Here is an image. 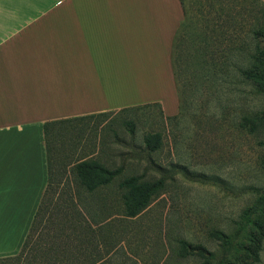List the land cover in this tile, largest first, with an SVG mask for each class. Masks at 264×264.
<instances>
[{
    "label": "rangeland",
    "instance_id": "obj_1",
    "mask_svg": "<svg viewBox=\"0 0 264 264\" xmlns=\"http://www.w3.org/2000/svg\"><path fill=\"white\" fill-rule=\"evenodd\" d=\"M183 3L191 23L188 38L179 48V66L188 74L189 82L198 81L203 88L191 95L194 101L187 110L179 114V99L175 118H168L153 104L111 110L61 126L54 134L52 147L62 183L49 205L48 215L58 210L60 218L64 213H75L74 207L69 206L67 188L62 186L73 175L69 171L73 157L85 155L112 169L121 167L115 181L135 174L166 180L163 192L152 194L151 202L135 216L124 213L122 198L115 187L111 192L92 195V201L87 197L88 205L79 199V206L91 223L87 221L82 229H86L83 240L88 241H82L83 244L79 241L72 249L76 259L73 264H84L85 257L87 264H225L228 257L235 259V255L228 254L216 236L227 235L237 243L242 240L248 218L261 215L264 96L251 93L247 87L246 92H239L244 87L236 77H229L234 72L231 66L223 75L224 86L211 83L210 78L205 80L202 76L206 72L191 60L190 54L193 49H200L205 37L209 41L206 51L218 47L221 52L224 48L229 56L237 52L249 43L264 0H183ZM230 60L235 59L227 61ZM243 106L259 114L253 134L245 135L234 126L236 110ZM147 140L154 149L148 147ZM173 164L219 176L220 180L185 177L172 168ZM171 170L176 171L174 176L169 175ZM56 200L58 204L54 205ZM48 217L44 222L49 228L40 231L59 228L63 240L71 223L58 218L52 223L47 221ZM77 237L80 238L79 232ZM252 264H264V240L259 261Z\"/></svg>",
    "mask_w": 264,
    "mask_h": 264
},
{
    "label": "crops",
    "instance_id": "obj_2",
    "mask_svg": "<svg viewBox=\"0 0 264 264\" xmlns=\"http://www.w3.org/2000/svg\"><path fill=\"white\" fill-rule=\"evenodd\" d=\"M183 19L180 0H0V258L20 251L47 187L44 122L146 103L178 112Z\"/></svg>",
    "mask_w": 264,
    "mask_h": 264
},
{
    "label": "trees",
    "instance_id": "obj_3",
    "mask_svg": "<svg viewBox=\"0 0 264 264\" xmlns=\"http://www.w3.org/2000/svg\"><path fill=\"white\" fill-rule=\"evenodd\" d=\"M180 2L183 8L184 19L172 42L171 64L179 99V114H182L194 101L191 95L194 96L198 91H202L203 88H201L198 81H195L196 83L189 82L188 74L179 66V48L181 49V45L188 38V28L191 23L190 17L186 13L183 0H180ZM259 14L260 15L256 18L255 25L251 29L249 43L237 49V52L231 53V50L228 49L231 56H229L227 52L225 53L224 48H222V52L218 50V47L206 51V49L209 48L207 37L204 38L203 44H199L200 49H193L190 54L191 60L199 65L198 67L201 71L206 72V75L202 76L205 80L210 78L211 83L215 81L217 85L224 86L225 81L223 75L231 66L234 71L233 75L227 76L232 79L236 77V81L243 85L242 87L244 88H239V92H246L247 87L251 93L255 92L264 96V4L262 8H260ZM231 57L235 60H230L228 62L227 60L231 59ZM239 77H241V81L238 80ZM152 104L160 107L159 103H146L124 107L120 110H131ZM236 111L237 114L233 122L235 128L243 131L245 135L253 134L256 131V123L259 114L244 106L241 110L237 109ZM109 112L110 111H106L44 122L43 131L48 165L47 187L42 195L20 251L15 255L0 258V264H73L76 262V259H73L74 255L72 249L77 247V242L80 241V244H83L88 241L87 238L86 241L83 240L86 235V229H82L87 225L86 222L90 220L86 216V212L84 213L83 209L79 206V199H82L83 203L88 205L87 197L91 199L92 195L94 197L97 194L100 195L101 193L104 194V192H111L112 188L114 189L115 187V191L119 192L122 198L124 213L128 216H135L151 202L152 194L163 192L166 186L165 177L147 179L145 178V174H135L115 181V178L121 172V167L112 169L95 159H87L85 155H82L71 158L69 164L73 162V166H70L69 171L72 172L73 175L68 182L65 181L62 184L63 187L67 188L66 190H74V192H66L68 194L67 199L70 204L69 206L74 207L75 213H64L60 218L58 210L54 214L48 215L49 205L52 203L55 193L58 192L60 183H62V175L60 174L61 172H59V167L56 166L57 157L52 147V139L55 132L66 124L78 121L82 122L88 117L104 115ZM177 115L167 117L175 118ZM216 115V112H214L213 116ZM215 121H220V119H215ZM147 145L150 149L155 148L153 145H150L148 140ZM81 149H83V147H81ZM64 157L66 158V154ZM67 157L69 158V154H67ZM158 168L162 169L161 166H158ZM172 168L176 169L178 173H182L185 177L192 178L191 176H197L209 179L210 181L220 180L219 176L196 172L183 164H173ZM171 171L169 175L174 176L176 171ZM163 172H166V168H163ZM57 204L58 202L56 200L54 205ZM47 216H49L47 221H52V223L54 221H59L58 219H65V221L71 223L70 231L64 234L63 240L61 239L63 232L59 228H55V231H46L44 233L40 231L41 228H49L44 222ZM83 231L84 234H82ZM78 232L80 238L77 237ZM216 237L222 240V244L225 246L228 254L235 255V259L228 257V259L225 260V264H252L259 261V251L262 241L264 240V206L261 209L260 216L248 218V224L242 235L241 241L233 243L231 237L223 234H221V236L217 235ZM91 239L93 240L92 237ZM86 261L87 258L85 257L84 264L89 263Z\"/></svg>",
    "mask_w": 264,
    "mask_h": 264
}]
</instances>
